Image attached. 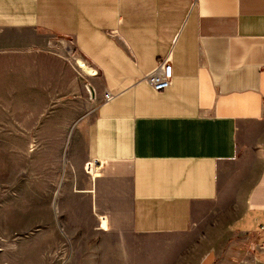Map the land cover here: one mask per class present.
<instances>
[{"label":"crops","instance_id":"crops-1","mask_svg":"<svg viewBox=\"0 0 264 264\" xmlns=\"http://www.w3.org/2000/svg\"><path fill=\"white\" fill-rule=\"evenodd\" d=\"M263 141L264 0H0V177L47 184L67 236L197 226L193 264H264Z\"/></svg>","mask_w":264,"mask_h":264},{"label":"rangeland","instance_id":"rangeland-1","mask_svg":"<svg viewBox=\"0 0 264 264\" xmlns=\"http://www.w3.org/2000/svg\"><path fill=\"white\" fill-rule=\"evenodd\" d=\"M59 42L65 45V58L67 50L69 57L79 58L68 41ZM19 170L14 182L6 175L0 177V264H193L209 247L205 232L197 226L169 236H137L128 231L67 236L57 217V195L45 197L43 186L47 184L24 182ZM48 185L54 191L55 185ZM227 235L220 221L212 241L221 246Z\"/></svg>","mask_w":264,"mask_h":264},{"label":"built area","instance_id":"built-area-1","mask_svg":"<svg viewBox=\"0 0 264 264\" xmlns=\"http://www.w3.org/2000/svg\"><path fill=\"white\" fill-rule=\"evenodd\" d=\"M69 55H67V58ZM70 60H74V57H69ZM172 78V70H171V63L169 60V57L166 56L165 58L160 59L156 66L144 74L141 78L142 81H144L146 84H148L154 91H161L165 88H167L170 84ZM85 90L87 93H89V89L86 84H84ZM112 98V95L108 92L102 93V101H108ZM260 151L262 155L264 156V141L262 142L260 146ZM102 166V162L96 159H90L84 162L83 164V170L84 172L90 176L94 177L99 169ZM260 229L264 230V224L261 226Z\"/></svg>","mask_w":264,"mask_h":264},{"label":"bare ground","instance_id":"bare-ground-1","mask_svg":"<svg viewBox=\"0 0 264 264\" xmlns=\"http://www.w3.org/2000/svg\"><path fill=\"white\" fill-rule=\"evenodd\" d=\"M67 53L68 52H65V55L67 56ZM75 59L72 61V63L74 64V66L77 68V66H76V63H75V61H76V58L77 57H74ZM77 62V64L79 65V67L83 70V71H85L86 73H88V74H91V75H93L95 72L92 70V69H90L83 61H81V60H77L76 61ZM78 69V68H77ZM79 70V69H78ZM87 74V75H88Z\"/></svg>","mask_w":264,"mask_h":264}]
</instances>
